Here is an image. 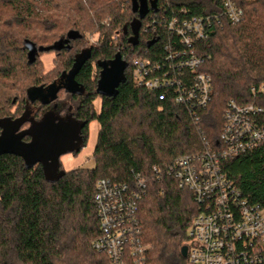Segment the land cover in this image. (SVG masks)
<instances>
[{"label": "trees", "instance_id": "1", "mask_svg": "<svg viewBox=\"0 0 264 264\" xmlns=\"http://www.w3.org/2000/svg\"><path fill=\"white\" fill-rule=\"evenodd\" d=\"M131 1L0 0V5L13 11L12 17H0V120H16L33 109L34 120L40 121L45 113L56 110L55 102L29 103L27 90L59 80L72 68L75 57L90 49L91 58L76 76L84 91L62 89L55 101L68 98L67 106H73L74 115L83 124L80 150L74 154L87 145L91 122L99 123L92 168L64 171L50 180L42 165L28 167L15 153L0 155V264H110L108 256L93 245L101 232L94 202L96 184L100 179H110L134 186L138 176L146 182L138 214L142 241L148 247L146 264H188L182 248L188 246V229L199 206L193 193L180 187L165 170L180 155L222 146L223 114L230 101L264 107V0H241L245 17L239 24L233 25L222 16L213 19L208 37L197 42L198 53L205 58L201 71L212 79V101L199 109L198 119L172 97L161 100L159 91L137 86L132 60L144 56L147 49L151 57L155 56L157 41L142 33L143 25L152 17L163 15L165 9L171 14L181 8L193 15H220L221 0H159L157 12L151 10L141 21L136 46L129 43L131 23L138 19ZM107 18L108 24L104 23ZM19 28L59 31L61 36L45 45L35 34L17 33ZM88 29L100 33V43L81 47L84 30ZM72 30L81 37L70 40L61 50L39 52L66 54L62 71L49 81L30 85L22 99H12L11 107L17 106L16 111L8 112L11 100L1 92L4 82L16 76L25 56L27 68L37 66L39 55L29 64L26 43L49 47L66 40ZM115 35L118 44L114 43ZM117 53L127 63L125 81L116 96H101L96 93L103 69L100 63L113 60ZM98 98L99 111L94 104ZM30 126L26 121L21 130ZM30 139L26 136L23 140ZM223 168L242 195L264 209V142L225 161Z\"/></svg>", "mask_w": 264, "mask_h": 264}, {"label": "built area", "instance_id": "2", "mask_svg": "<svg viewBox=\"0 0 264 264\" xmlns=\"http://www.w3.org/2000/svg\"><path fill=\"white\" fill-rule=\"evenodd\" d=\"M240 1L221 0L220 15H193L181 8L152 17L142 33L157 41L155 56L147 49L144 56L133 58L134 83L159 91L161 100L172 97L198 119L199 109L212 101V79L201 71L205 58L196 44L208 37L213 19L222 16L239 24L245 17ZM223 121L221 147L180 155L165 170L193 193L199 206L188 229L186 258L188 264H264V209L245 198L223 168L225 161L264 142V107L232 100ZM154 171L162 177L157 167ZM145 189L146 182L139 176L134 186L110 179L96 184L94 202L101 232L93 245L108 256L110 264H146L148 247L142 241L138 215Z\"/></svg>", "mask_w": 264, "mask_h": 264}, {"label": "water", "instance_id": "3", "mask_svg": "<svg viewBox=\"0 0 264 264\" xmlns=\"http://www.w3.org/2000/svg\"><path fill=\"white\" fill-rule=\"evenodd\" d=\"M159 0H132V11L138 14V19L131 23L133 35L129 38L131 45H138L139 30L141 21L149 14L151 10L157 11ZM81 34L72 30L68 33L66 40H60L49 47H40L32 42H27L29 48V64H33L40 51L61 50L70 40L78 39ZM70 48V46H66ZM91 58V50L85 49L79 53L74 60V64L69 71L62 73L59 80L54 81L48 86H34L27 90L29 103L39 101L43 105H49L58 98L60 90L65 89L67 92H83L84 87L76 80L84 64ZM101 78L98 83L96 93L101 96L114 97L118 94L119 85L125 81V69L127 63L123 61L120 53L110 61L101 62ZM29 112L23 117L11 120L9 118L0 120L2 132L0 134V155L5 153H15L24 158L28 167L37 164L43 166L44 172L48 179L53 180L64 173L60 170L62 155L70 152H78L81 146L80 132L83 125L71 119L57 117L54 111L44 114L40 121H34L28 118ZM26 121L31 122L28 129L21 130ZM29 136L31 139L27 142L30 148L21 150L17 148V141ZM59 172V173H57ZM49 174H57L51 178ZM183 257L187 256V246L182 248Z\"/></svg>", "mask_w": 264, "mask_h": 264}, {"label": "rangeland", "instance_id": "4", "mask_svg": "<svg viewBox=\"0 0 264 264\" xmlns=\"http://www.w3.org/2000/svg\"><path fill=\"white\" fill-rule=\"evenodd\" d=\"M88 0H84V2H87ZM8 7H4L2 4L0 5V17L6 19L8 17H12L13 11L11 9H6ZM5 13L3 14V12ZM109 20L108 18L105 19L104 23H107ZM108 24V23H107ZM17 33H32L35 34L38 42H45V45H49L54 43L55 40H58L61 36V32L59 31H52L49 33L44 32L40 29H34L33 31H28L23 28H19ZM84 38L82 39L81 47L83 46H90V45H98L100 33H94L93 30L88 29L84 30ZM39 43V44H40ZM114 43H119L118 37L115 35ZM78 46V45H77ZM39 55V54H38ZM37 55V56H38ZM66 54L64 56L58 55L55 51L50 52H43L38 57L37 66L34 68H27L26 62L27 57L25 56L24 64L20 63L19 67L17 69L16 76L7 81L4 82V86L1 88V92L8 94L10 97V103L7 105V110L11 113H14L16 111V107H11L12 99L15 97H19L22 99L26 95V89L32 85L34 82H44L49 81L52 78L56 77L63 69V63L66 59ZM14 89V90H13ZM60 98H64L65 94L64 92L60 93ZM65 101L68 100V98L63 99ZM95 108L97 111L100 109L101 99L98 98L95 101ZM29 118V115H28ZM30 119V118H29ZM28 127V126H25ZM98 131H99V123L97 120H94L90 124V134L89 139L87 142V145L82 148V150L77 153H66L61 156V169L64 171H70L76 168H92L94 166V159H93V152L97 143V137H98ZM17 148H20L21 150H28L30 146L27 144V141H17L16 143ZM59 173V172H57ZM57 176V174H49V177L53 178Z\"/></svg>", "mask_w": 264, "mask_h": 264}, {"label": "flooded vegetation", "instance_id": "5", "mask_svg": "<svg viewBox=\"0 0 264 264\" xmlns=\"http://www.w3.org/2000/svg\"><path fill=\"white\" fill-rule=\"evenodd\" d=\"M54 102H55V105L53 106V108H55L56 110H50V111H54V113L57 115V117L63 118V119L69 118V119L74 120V121L78 122L79 124L83 125L81 122H79L77 120V117L74 115L73 106L72 105L67 106L69 103L68 100L63 101V102H56V101H54ZM60 107L63 108V110L62 109L59 110ZM65 107H67L66 112H65V109H66ZM28 112H29V118L34 120V118H35L34 110L30 109V110H28ZM34 121H36V120H34ZM70 153H73V152H70ZM39 165H41V164H39ZM60 168H59V171H60Z\"/></svg>", "mask_w": 264, "mask_h": 264}]
</instances>
